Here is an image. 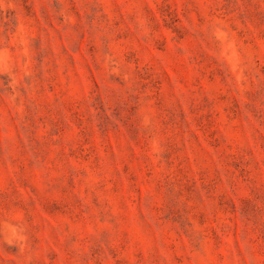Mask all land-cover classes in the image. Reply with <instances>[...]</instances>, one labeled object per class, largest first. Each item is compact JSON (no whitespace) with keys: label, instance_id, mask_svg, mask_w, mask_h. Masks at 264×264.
<instances>
[{"label":"rangeland","instance_id":"rangeland-1","mask_svg":"<svg viewBox=\"0 0 264 264\" xmlns=\"http://www.w3.org/2000/svg\"><path fill=\"white\" fill-rule=\"evenodd\" d=\"M0 264H264V0H0Z\"/></svg>","mask_w":264,"mask_h":264}]
</instances>
